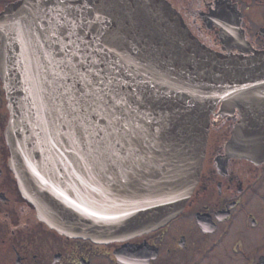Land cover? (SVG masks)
<instances>
[{"label": "snow or ice", "instance_id": "1", "mask_svg": "<svg viewBox=\"0 0 264 264\" xmlns=\"http://www.w3.org/2000/svg\"><path fill=\"white\" fill-rule=\"evenodd\" d=\"M156 2L22 0L17 15L0 18V81L21 97L12 101L20 118L12 113L9 131L22 136L14 149L63 205L75 231L83 226L135 234L151 210L190 191L180 182L196 163L185 114L190 109L160 107L176 83L162 65L168 50L180 44ZM255 89L221 85L222 94L214 97L237 107L254 106L258 97L264 109V93ZM189 95L201 98L199 90ZM237 120L235 143L264 152V113L258 135L245 130L248 114L241 112Z\"/></svg>", "mask_w": 264, "mask_h": 264}, {"label": "flooded vegetation", "instance_id": "2", "mask_svg": "<svg viewBox=\"0 0 264 264\" xmlns=\"http://www.w3.org/2000/svg\"><path fill=\"white\" fill-rule=\"evenodd\" d=\"M16 1L0 0V13ZM168 1L209 48L264 52V0ZM239 112L219 105L211 116L199 183L175 218L131 239L96 242L62 235L24 198L10 167V115L0 81V264H264V161L227 149Z\"/></svg>", "mask_w": 264, "mask_h": 264}, {"label": "water", "instance_id": "3", "mask_svg": "<svg viewBox=\"0 0 264 264\" xmlns=\"http://www.w3.org/2000/svg\"><path fill=\"white\" fill-rule=\"evenodd\" d=\"M22 8V0L10 4L2 13L0 18L8 20L11 16L17 15ZM155 10L159 13L166 28L172 34L175 41H178L180 48H170V55L167 62L162 67L175 80V86L170 97H166V103L160 107L170 108L175 111L179 109L185 112L189 118V131L191 156L196 161L189 169L188 175L180 181L187 185L190 191H184V198L175 200L172 203L161 205L159 210L153 209L147 218V223H139L135 226V234L125 232L104 233L101 231L93 232L90 229L80 227L75 231L76 224L70 219H66L63 212V205L52 195L51 192L43 189L39 181L27 170L24 165L23 155L14 149V142L22 139L15 132L9 131L12 113L17 112V119L20 118L18 103L12 104L13 100H20L19 91L9 92L5 89L9 109V122L6 130L8 145L10 148V167L16 178L20 190L26 200L32 203L37 211V215L44 216L46 222L51 228L59 233L68 231L72 228L74 231L68 235L71 237L90 239L96 242H113L127 240L125 235L132 237L144 234L175 218L185 207L187 201L192 196L197 184L199 183L201 172L206 157L207 143L210 133L211 115H213L219 105L224 108L240 110L250 116L251 123L246 124L245 130L251 134L258 135L260 132L261 114L264 109L261 108L258 97L254 106L240 105L234 106L232 102L221 101L214 97V93L219 92L220 86H234L237 88L243 85H255L258 93H264V52H255L253 55H235L217 52L203 44L186 25L181 14L172 6L168 0H157ZM178 52V55H177ZM171 83V80L169 81ZM163 87V85H161ZM201 93V98L197 99L189 95L193 91ZM222 94V92H219ZM239 131L238 124L233 131L231 145L227 146L228 151L236 156L245 157L254 161H264V152L259 148L255 152L242 150L234 141L235 134ZM34 159L39 160V153H32ZM62 171V169H61ZM183 191V189H182ZM27 193V195H25ZM28 197H31L29 199ZM137 222H134V224ZM64 227H61V225Z\"/></svg>", "mask_w": 264, "mask_h": 264}]
</instances>
